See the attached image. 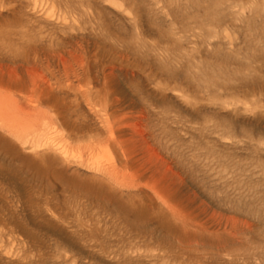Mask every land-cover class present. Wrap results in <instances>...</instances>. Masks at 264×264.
I'll return each mask as SVG.
<instances>
[{
	"label": "rangeland",
	"instance_id": "1",
	"mask_svg": "<svg viewBox=\"0 0 264 264\" xmlns=\"http://www.w3.org/2000/svg\"><path fill=\"white\" fill-rule=\"evenodd\" d=\"M0 85V264H264V0H0Z\"/></svg>",
	"mask_w": 264,
	"mask_h": 264
},
{
	"label": "bare ground",
	"instance_id": "2",
	"mask_svg": "<svg viewBox=\"0 0 264 264\" xmlns=\"http://www.w3.org/2000/svg\"><path fill=\"white\" fill-rule=\"evenodd\" d=\"M17 61V60H16ZM19 62L20 61H22V60H18ZM17 61V62H18ZM27 61V63H26V65L28 64V61H29V58L28 57H26V59L24 60V63ZM14 64V63H13ZM13 64H12V67H13ZM22 64H23V62H22ZM15 65V64H14ZM18 65V64H17ZM16 67V66H15ZM24 67V66H23ZM36 67H34V68H32V65H29L28 64V66L26 67V70H27V72H26V70H23V71H25L26 72V76H27V74H28V76H29V78H30V85H31V92H34V93H41L42 91H46L50 86H51V83L49 82V80L47 79V77H44V76H40V74H37V72H35V70H33V69H35ZM19 69V68H18ZM37 69V68H36ZM39 69V68H38ZM15 70V69H14ZM22 71V72H23ZM17 72V71H16ZM21 72V71H20ZM19 72V73H20ZM39 73V72H38ZM18 73H15V71H13V73L10 71L9 73H8V75H9V81L7 82V83H5V85H6V87H4L3 86V88H2V86L0 85V89L2 88V89H6V90H9V91H12V90H20V91H22L23 92V89L21 90L20 89V85H19V78L17 79L16 78V75H17ZM39 75V76H38ZM27 76V77H28ZM29 78H27V79H29ZM23 80V79H22ZM21 80V81H22ZM4 83H2V85H3ZM29 84V83H28ZM25 85V84H24ZM27 88V87H26ZM54 90V89H53ZM8 91V92H9ZM51 91H52V89H51ZM26 92H28V91H26ZM25 92V93H26ZM30 92V93H31ZM52 92H54V91H52ZM6 93V92H5ZM29 93V92H28ZM46 93V92H45ZM87 93V92H86ZM54 94V93H53ZM52 94V95H53ZM55 95V94H54ZM89 95V94H88ZM45 97V96H44ZM48 97V96H47ZM50 97V96H49ZM43 99V98H42ZM41 100V99H40ZM46 100V99H45ZM44 100V101H45ZM49 101V100H48ZM54 101H55V99H54ZM47 102V101H46ZM48 103V102H47ZM50 103V102H49ZM4 106L5 105H1L0 104V125L2 126V127H4L5 128V126L8 128V130H9V127L7 126V124L5 123V118H3V116H2V114H3V111H4ZM66 122V121H65ZM137 122V121H136ZM140 122V121H139ZM136 124H139L138 122L136 123ZM141 125V124H140ZM112 129V128H111ZM7 130V131H8ZM137 130V129H136ZM135 130V131H136ZM139 131V130H138ZM137 132V131H136ZM138 134V133H137ZM140 135H141V133H139ZM143 135V134H142ZM111 137V138H110ZM109 138H110V140H109V142L111 141V143L113 144H117L119 147L118 148H121L122 149V152H124V154L125 153H128V156L129 157H131L130 156V153H129V148L126 146V145H128V144H125V140H122V139H117L116 137H115V135H114V132L112 131L111 132V136H110ZM135 138V137H134ZM142 139H143V137H142ZM147 139V138H146ZM130 141V140H129ZM133 141V140H132ZM144 141V140H143ZM150 142V141H149ZM132 143V142H131ZM143 144L145 145V141L143 142ZM114 146V145H113ZM132 146V145H131ZM146 147L148 146L147 145V143H146V145H145ZM144 146V147H145ZM133 148V147H132ZM142 148V147H141ZM138 149H139V146H138ZM145 149H147V148H145ZM129 150V151H128ZM133 150H135L134 148H133ZM149 150V149H148ZM131 152H133L132 150H131ZM148 153V152H147ZM123 154V153H122ZM132 154V153H131ZM133 154H134V152H133ZM151 154H153V153H151ZM151 156V155H150ZM127 160H129V159H127L126 158V162H127ZM131 160H133L132 158H131ZM136 162H137V160H136ZM133 163V162H132ZM139 163V162H138ZM129 164V163H128ZM123 165H125V164H123ZM167 167V166H166ZM114 171H116V167H114L113 169H110L109 171H107L108 173H112V172H114ZM173 177V176H172ZM172 179H176L175 178V176L172 178ZM169 181H170V183H171V179H169ZM133 182V185H135L136 184V182L135 181H131V183ZM174 182H176V180L174 181ZM138 183V182H137ZM169 183V182H168ZM175 184V185H174ZM173 184V186H176L177 184L176 183H174ZM127 185V184H126ZM169 185V184H168ZM173 186L171 187V188H173ZM164 187L165 188H167V189H169L168 188V186L167 185H164ZM158 190V189H157ZM173 190V192H172V195H174V192L177 190H175L174 191V189H171V191ZM159 192H160V190H158ZM179 191V190H178ZM166 192H168V190H166ZM180 192V191H179ZM178 192V193H179ZM169 193H170V190H169ZM168 193V194H169ZM180 194V193H179ZM175 196V195H174ZM168 197V196H167ZM182 197V196H181ZM162 199H164V197H163V194H162ZM165 200V199H164ZM166 201V200H165ZM186 202V201H185ZM173 209V208H172ZM183 209V208H182ZM177 210V208L175 209H173V212L174 211H176ZM181 213V215H182V212H175V215L176 216H179V214ZM180 215V216H181ZM193 215V214H192ZM179 216V217H180ZM184 219V218H183Z\"/></svg>",
	"mask_w": 264,
	"mask_h": 264
}]
</instances>
